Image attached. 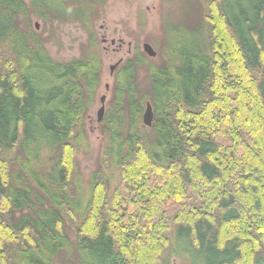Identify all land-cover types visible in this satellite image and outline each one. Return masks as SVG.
Masks as SVG:
<instances>
[{"label":"trees","instance_id":"1","mask_svg":"<svg viewBox=\"0 0 264 264\" xmlns=\"http://www.w3.org/2000/svg\"><path fill=\"white\" fill-rule=\"evenodd\" d=\"M104 2L0 0V264H264V0H207L117 67L84 193L101 56L90 31L52 59L28 13L90 28Z\"/></svg>","mask_w":264,"mask_h":264},{"label":"rangeland","instance_id":"2","mask_svg":"<svg viewBox=\"0 0 264 264\" xmlns=\"http://www.w3.org/2000/svg\"><path fill=\"white\" fill-rule=\"evenodd\" d=\"M29 0H25L28 3ZM65 1V0H64ZM207 0H105L90 17V28H84L81 22H60L51 17L43 20L28 13L30 28L42 39L52 59L65 61L78 58L86 51L90 31L95 40V48L101 56V87L97 102L91 110L88 120L89 149L77 153V165L82 182V191L87 192L89 175L95 169L102 150L101 134L96 121L100 108L99 98L109 99L113 83L111 66L119 60L121 63L129 58L138 47L143 52V44H149L155 51L156 62L166 59L167 27L205 26ZM50 0H45L48 5ZM47 10V7H46ZM22 26L25 21L20 18ZM103 38L106 41H103ZM114 44L111 45V41ZM122 40L123 44L118 41ZM120 47V48H119ZM144 53V52H143ZM146 55V54H145ZM147 56V55H146ZM121 65V64H120ZM116 70V69H115ZM143 72L140 76L143 77ZM107 86V88H106ZM171 264H184L178 258H171Z\"/></svg>","mask_w":264,"mask_h":264},{"label":"water","instance_id":"3","mask_svg":"<svg viewBox=\"0 0 264 264\" xmlns=\"http://www.w3.org/2000/svg\"><path fill=\"white\" fill-rule=\"evenodd\" d=\"M143 52L146 55H148L149 57H155L156 56L155 51L147 43H144L143 44ZM119 63L120 62H117L114 66H111V68H110V74H112V72H114L115 69H117ZM106 88H107V86H106ZM99 101H100V108L97 111V118H96V121L98 123L101 122V120L103 118V115H104L106 96L105 95H102L99 98ZM152 119H153L152 108H151L150 103L147 102L146 103V106H145L144 113L142 115V123H143V125L146 126V127H150L151 124H152Z\"/></svg>","mask_w":264,"mask_h":264},{"label":"flooded vegetation","instance_id":"4","mask_svg":"<svg viewBox=\"0 0 264 264\" xmlns=\"http://www.w3.org/2000/svg\"><path fill=\"white\" fill-rule=\"evenodd\" d=\"M103 41L105 42L106 39L103 38ZM118 42L121 43L120 46H122V44H123L122 40H119ZM110 43H111V45L114 44V40H112ZM119 48H120V47H119ZM119 62H120V63H119V65H120V64H121V61L119 60ZM119 65H118V66H119Z\"/></svg>","mask_w":264,"mask_h":264}]
</instances>
